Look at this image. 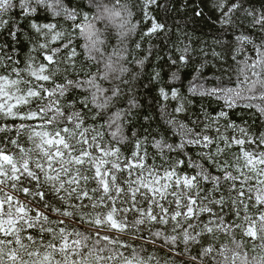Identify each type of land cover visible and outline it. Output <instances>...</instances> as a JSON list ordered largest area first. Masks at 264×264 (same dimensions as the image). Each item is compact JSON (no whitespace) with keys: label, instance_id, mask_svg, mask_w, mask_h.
<instances>
[{"label":"snow or ice","instance_id":"1","mask_svg":"<svg viewBox=\"0 0 264 264\" xmlns=\"http://www.w3.org/2000/svg\"><path fill=\"white\" fill-rule=\"evenodd\" d=\"M154 5L142 0V19L151 26L130 47L138 30L130 0H88L87 12L65 0H0V33L12 40L0 44V264H177V257L180 264H264V131L221 123L225 109L241 106L264 117V10L218 0L221 25L240 12L259 37L257 43L251 34L236 36L232 59L244 55L235 87L202 93L223 107L215 116L204 113L199 131V118L189 127L167 113L179 142H169L167 130L148 128L132 133L125 155V126L139 105L117 101L126 94L121 85L139 75L133 66L143 69L148 59L136 58L144 37L165 28L149 11ZM202 12L196 5L195 15ZM48 14L49 22H37ZM18 34L30 53H40L39 59L29 54L23 67L14 47ZM187 52L180 62H188ZM159 92L169 99L163 87ZM184 111L183 103L174 109ZM188 146L200 149L197 159ZM248 242L259 254L249 256ZM145 244L166 249L167 258L141 255Z\"/></svg>","mask_w":264,"mask_h":264},{"label":"trees","instance_id":"2","mask_svg":"<svg viewBox=\"0 0 264 264\" xmlns=\"http://www.w3.org/2000/svg\"><path fill=\"white\" fill-rule=\"evenodd\" d=\"M69 6H76L79 4L84 11H89L88 0H65ZM136 7L133 8L134 18L133 22L137 23L138 30L132 39L130 47L134 45L143 32H147L151 26V21H144L142 19V12L140 5L142 0H130ZM218 0H157V5L152 6L149 11L151 15L156 18V21L165 25L164 30L158 31L151 36H145L141 48L137 51V60L144 56H148L143 69L138 65L133 66V72H138L134 82L128 85H121V88L126 93L122 95L117 104L121 107H128V101L134 99L139 105L132 109L129 122L125 126V135L127 141L122 142L120 147L125 155L130 154L132 150V133L141 136L145 129L151 128L154 131L165 132V135L171 143H178L179 137L171 134V129L166 124L167 113H171L178 120L188 124L192 127V121L197 120L201 122L197 127V131L203 127L204 113L215 116L223 107V102L217 100L215 96H209L205 93L217 86L235 87V81L239 74L238 70L241 67L237 61L243 58V53L236 55V61L232 59L235 49L239 46L236 41V36L241 32L244 34H251L259 43V37L256 30L250 28L249 18L238 12L233 17L231 24L221 25L220 12L215 5ZM196 5L203 9L201 16L195 15ZM245 7H252L257 12L264 10V0H245ZM18 11V10H17ZM50 14L48 19L44 15L39 16L38 23L49 22L51 20ZM55 22V21H53ZM59 23L64 27L70 25V21L63 19ZM21 27L25 33L30 36L34 35L27 21L21 22ZM19 42L14 45L17 50L16 58L21 61V67L24 66V61L29 54L35 55L38 59L40 53H30L31 44L23 35L18 34ZM8 43L12 46V40L7 36V33H0V44ZM18 47V48H17ZM187 47L188 62L185 64L179 61L181 51ZM151 48V55L148 50ZM248 55H252L251 46L245 45ZM180 49L181 51H178ZM11 50V47H10ZM79 51V49H78ZM64 53H61L63 56ZM83 58L81 57L79 60ZM177 61L173 64L172 61ZM159 72V78L153 79L155 73ZM131 81V77H126ZM108 86V85H106ZM163 87L168 93L169 99L165 101L160 95L159 89ZM195 87L196 92L193 93L190 89ZM172 91H176L178 96L172 99ZM181 103L185 105L183 113H175L174 109ZM255 103V102H254ZM166 106V107H165ZM165 107V115H161V108ZM227 119L221 118V123L226 124L228 120L234 121L237 125L247 126L254 132L264 131V117L257 109H245L242 106L233 110H227ZM215 135L214 132H210ZM107 138V137H106ZM160 139L159 135L155 136ZM151 139V138H150ZM9 147H11L9 145ZM148 151L150 154H155V149L149 144ZM186 151L197 159L196 152L199 148L188 146ZM232 151H237L233 148ZM175 156L177 153H170ZM157 163H160L157 157ZM188 173L194 174L195 170L192 168L185 169ZM155 231V228H153ZM145 239L148 238V233L145 232ZM237 239H244V237L237 232ZM224 242L226 238L221 237ZM91 243V241H90ZM139 241H134L133 246L139 251ZM146 251L141 252L143 256L155 255L162 260L167 258L166 249L161 250L158 246L144 245ZM252 244L248 242L247 249L249 256L259 254V249L254 253L251 251ZM193 254H196L197 249L193 248ZM183 258L177 257L176 262L180 264Z\"/></svg>","mask_w":264,"mask_h":264},{"label":"bare ground","instance_id":"3","mask_svg":"<svg viewBox=\"0 0 264 264\" xmlns=\"http://www.w3.org/2000/svg\"><path fill=\"white\" fill-rule=\"evenodd\" d=\"M18 48V47H17Z\"/></svg>","mask_w":264,"mask_h":264}]
</instances>
